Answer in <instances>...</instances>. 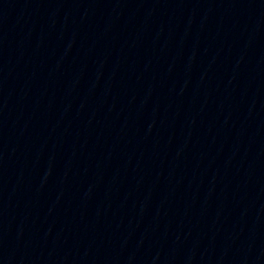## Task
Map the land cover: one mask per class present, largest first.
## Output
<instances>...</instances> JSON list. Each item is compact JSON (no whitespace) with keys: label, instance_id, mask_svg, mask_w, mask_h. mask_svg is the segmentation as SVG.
Returning a JSON list of instances; mask_svg holds the SVG:
<instances>
[{"label":"water","instance_id":"obj_1","mask_svg":"<svg viewBox=\"0 0 264 264\" xmlns=\"http://www.w3.org/2000/svg\"><path fill=\"white\" fill-rule=\"evenodd\" d=\"M0 264H264V0H0Z\"/></svg>","mask_w":264,"mask_h":264}]
</instances>
